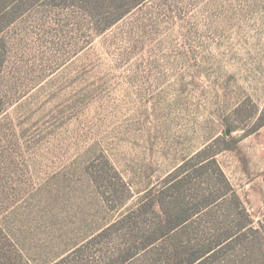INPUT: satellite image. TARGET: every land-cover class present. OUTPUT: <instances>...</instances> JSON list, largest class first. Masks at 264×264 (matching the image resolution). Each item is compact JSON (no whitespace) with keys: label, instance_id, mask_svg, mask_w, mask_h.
I'll use <instances>...</instances> for the list:
<instances>
[{"label":"rangeland","instance_id":"1","mask_svg":"<svg viewBox=\"0 0 264 264\" xmlns=\"http://www.w3.org/2000/svg\"><path fill=\"white\" fill-rule=\"evenodd\" d=\"M100 24L40 0L1 35L0 236L13 262L179 264L191 229L152 243L157 208L123 218L168 207L185 179L188 225L220 229L222 246L243 234L222 258L250 249L264 264V0H148Z\"/></svg>","mask_w":264,"mask_h":264},{"label":"trees","instance_id":"2","mask_svg":"<svg viewBox=\"0 0 264 264\" xmlns=\"http://www.w3.org/2000/svg\"><path fill=\"white\" fill-rule=\"evenodd\" d=\"M39 1L40 0H0V75L5 64V56L7 51L6 43L3 42V37L1 36L2 33L6 31V28L14 23L27 10H29V8L34 6ZM147 1L148 0H50V2H52L56 7L62 6L67 9L73 8L74 10L82 12L85 16H87V18H89V20L92 21L94 25L101 23L98 26L102 27L101 32L107 30L119 20H122L135 8ZM3 99V94L0 90V114L3 111ZM220 141L221 140H217L216 143H219ZM237 142V139L232 137L231 140L227 142V147L223 150H232L234 148L233 145L237 144ZM210 149H212V145L202 152V154L209 151ZM215 155L216 154H213L206 161H204L206 163L200 166L199 171L203 170L205 167H214L216 165ZM184 181L185 179H180L174 185L172 189L173 196L170 199L171 202L168 207L165 208V206H161V204L155 201L150 204L148 201L142 202L136 209H134L132 212L130 211L129 214L123 219H126V222L129 219H132L134 215H138L143 211L145 212L147 209L154 207L157 208L159 213L163 214L164 216L160 217L159 221L160 225L164 229L162 232L159 227L156 228V230H159L160 233L154 235L151 241L152 243L158 240V237L162 236L166 232L170 234L171 232L173 233L177 230L175 235L177 236L179 233L182 234L183 231L178 230L179 228L186 226L185 229H191L190 237H188L185 245H175L177 255L180 258L184 257L181 259L179 264H211V260L213 259L214 263L212 264H250L253 260V256L249 253L250 249L247 250L248 252L242 253V259H240V255L234 257V259H231L230 257L222 258V255H225V253L229 251V248L234 243H237L244 237L243 234L228 235L225 237L226 241L234 237L235 239H232V241L222 246V238L224 235L220 234V229L215 231L210 226L204 227L200 225L199 227L192 228L193 225H188L192 220V215L189 214L190 209L183 205L184 199L182 198L181 190L184 186ZM207 196L210 195H208V193L206 194L205 190L202 197L204 199L209 198ZM2 238L3 241H6L2 245L0 244V264H17L11 259L12 251L9 250L10 242L8 237L5 236ZM125 244L128 245V241H126Z\"/></svg>","mask_w":264,"mask_h":264}]
</instances>
